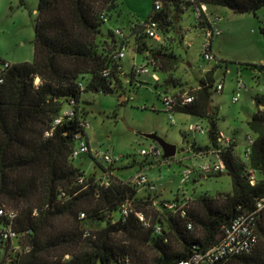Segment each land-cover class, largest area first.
<instances>
[{"label":"trees","instance_id":"1","mask_svg":"<svg viewBox=\"0 0 264 264\" xmlns=\"http://www.w3.org/2000/svg\"><path fill=\"white\" fill-rule=\"evenodd\" d=\"M117 1L39 0L33 61L0 60V210L4 212L0 264H179L217 247L225 228L238 216L254 213L264 198V95L255 96L258 111L248 125L256 139L246 149V161L240 162L234 156L235 139L218 129L210 107L214 88L210 80L187 93L170 94L166 89L163 102L169 113L208 122L210 145L193 143L190 149L198 156L212 154L223 163V173L203 177L229 175L232 194L163 201L155 194L158 188L151 190L154 182L135 181L141 172L122 180L115 174L117 162L104 167L90 150L85 155H91L103 175L87 174L76 166L74 137H86L82 123L87 113L80 110L83 95H110L124 87L120 54L130 35L120 29L104 30ZM195 1L209 9L254 16L264 7V0ZM192 7L190 0H154L148 19L132 26L135 52L146 61L132 70L133 81L146 75L145 66L162 74L175 69L176 57L161 51L164 41L160 49L150 48L146 27L156 21L160 36H166L184 12L193 13ZM195 20L203 32L211 28L208 17ZM252 68L264 73V65ZM158 82L156 87H162ZM169 84L179 85L173 78L165 82L166 88ZM186 95L193 96V102L186 103ZM168 97L173 99L170 109L165 103ZM68 108L75 116L63 117L54 126ZM161 160L167 162L163 156ZM10 232L15 237H5ZM254 233L257 243L250 250L216 264H264V212L256 215Z\"/></svg>","mask_w":264,"mask_h":264},{"label":"rangeland","instance_id":"2","mask_svg":"<svg viewBox=\"0 0 264 264\" xmlns=\"http://www.w3.org/2000/svg\"><path fill=\"white\" fill-rule=\"evenodd\" d=\"M116 3L117 9L108 15L112 18L104 30L120 29L130 35L122 60L124 87L110 95L91 92L83 95L80 110L87 113L86 139L90 154L98 157L104 167L108 166L103 160L105 155L121 157L115 164L116 176L129 180L141 172L155 183L159 189L155 194L163 201H172L177 196L194 199L201 195L232 194V180L227 174L210 179L195 173L187 183H182L183 170L196 165V159L189 151L190 145H210L208 122L193 115L167 112L163 98L166 89L170 94L181 90L187 93L197 89L202 81H212L210 107L216 115L218 129L224 137L235 139L234 156L245 162L248 138L256 139L248 125L258 111L255 96L264 95V74L252 68L264 65V7L256 16L221 8L219 27L222 35L215 37L216 58L211 62L203 58L206 35L196 28L194 14L186 11L181 15L179 26L173 27L166 36L162 35L160 40L164 41L161 51L176 57L175 69L162 74L150 67L151 74L137 76L133 81L132 70L144 66L146 61L135 52L132 26L148 19L154 0H118ZM38 6L39 0H0L1 61L9 64L33 61ZM148 45L157 50L161 42L149 39ZM155 76L162 87H156ZM171 78L179 85L169 84L166 88L165 82ZM240 82L243 84L239 90ZM220 84L224 87L221 93L217 91ZM238 92L239 101L234 103L233 98ZM170 114L176 124L170 122ZM196 123L203 125L205 134L189 130ZM150 134L177 146V155L167 162L151 156L146 160L141 155L142 150L150 151L155 144L146 138ZM90 154L77 159L76 166L87 174L102 176L103 170L96 166ZM149 162L152 164L146 165Z\"/></svg>","mask_w":264,"mask_h":264},{"label":"built area","instance_id":"3","mask_svg":"<svg viewBox=\"0 0 264 264\" xmlns=\"http://www.w3.org/2000/svg\"><path fill=\"white\" fill-rule=\"evenodd\" d=\"M190 3H192L193 7V14L195 19L202 20L204 16L208 17L209 22L211 24V28L207 29L205 33V40H204V53L203 58L206 61H213L214 56L212 54L211 48H212V41L215 37L219 36L221 34L218 24L219 19L217 18H211L209 7L206 4L197 3L195 0H190ZM161 3H156V9L160 10ZM146 35L151 39L161 40V36L158 32V23L156 21H151L146 27ZM125 51L126 49L123 48L121 50L120 57H125ZM6 68L9 67L8 64L5 66ZM142 73L149 75L151 73L150 68H147L146 66L143 67ZM2 77L0 75V83L2 82ZM241 89V85L239 87V90ZM223 90V85L217 86V91L221 92ZM240 98V93L238 92L234 98L233 102L237 103ZM194 97L191 95L185 96V102L191 103L193 102ZM165 103L167 107L170 109L171 105L173 104V99L168 97L165 99ZM75 116V113L72 109H66L62 117L58 118L54 122V126H58L63 117L66 118H73ZM170 122L172 124H176L175 119L173 115L170 114ZM83 127L87 129L88 123L87 120L83 121L82 123ZM190 131L196 132L199 134H205L206 130L201 124H197L194 126H190ZM52 134V131H49L47 133V136H50ZM252 143V140L250 141ZM250 143V144H251ZM90 150L89 143L82 134H76L74 137V150H73V156L75 158H80L81 156L88 153ZM141 155L143 156H151L154 159L161 158L163 156V150L159 145H152L150 148V151L142 150ZM121 157L113 158L108 155H105L103 157V160L107 162L108 164L119 162ZM200 172L202 175L206 174H218L223 173L225 171V166L223 163H209L206 162L205 164L199 165L197 168H185L181 174L182 183H187L195 172ZM136 182L138 183H146L147 177L144 174L137 175ZM151 190L155 191L157 190L156 185L151 186ZM264 212V198L258 202L257 204V210L250 214V215H240L238 216L234 222L225 228V238L222 243H220L217 247L210 249L206 251L205 253L201 254H195L191 259L183 260L179 264H216L223 258L230 256V255H237L242 254L248 250H250L256 243H257V237L254 233V227L256 222V215L259 213ZM3 210H0V215H3ZM10 217L14 218V215H9ZM142 218V217H141ZM143 219V218H142ZM15 233L10 232L9 235H5V237H15Z\"/></svg>","mask_w":264,"mask_h":264},{"label":"crops","instance_id":"4","mask_svg":"<svg viewBox=\"0 0 264 264\" xmlns=\"http://www.w3.org/2000/svg\"><path fill=\"white\" fill-rule=\"evenodd\" d=\"M221 8H210L209 9V12H210V17L211 18H217V19H219L220 18V12H221ZM185 13V12H184ZM183 13V14H184ZM180 20H181V17H180V19H179V22H180ZM179 26V25H178ZM218 28H219V30H220V32H221V34L219 35V36H221L222 35V30H221V28L219 27V24H218ZM177 32V34H179V32L178 31H176ZM185 39V38H184ZM159 41V40H158ZM159 42H161V43H163L162 41H159ZM215 42H216V39L214 38V40L212 41V48H211V51H212V54H213V56H214V58H216V55L214 54V47H215ZM255 71H258L257 69H254ZM261 74H264V73H262V72H260ZM151 74V73H150ZM155 80H159L158 79V77L157 76H155V78H154ZM241 84H243L242 82H240V85ZM240 85H239V87H240ZM223 90H224V87H223ZM222 90V91H223ZM221 91V92H222ZM220 92V93H221ZM256 114V113H255ZM197 124H201V123H196V124H194V125H197ZM193 125V126H194ZM202 125V124H201ZM203 126V125H202ZM229 139V138H228ZM248 141H249V145H250V141H251V139H250V137L248 138ZM193 144V143H192ZM195 144V143H194ZM156 145V144H155ZM197 145V144H196ZM204 146H207V145H204ZM190 151V153H192L191 152V149L189 150ZM246 153V152H245ZM192 156L196 159L195 160V162H196V167H198L199 165H202V164H205L206 162H209V163H218V162H220L219 160H218V158L216 157V156H214V155H212V154H208V155H205V156H198V155H194L193 153H192ZM200 158H202L203 159V161H201V159ZM192 167V168H196V167ZM117 170V169H116ZM195 173H197V174H199V176H203L202 175V173H200V172H195ZM194 173V174H195ZM158 188V187H157ZM159 190V189H158Z\"/></svg>","mask_w":264,"mask_h":264},{"label":"water","instance_id":"5","mask_svg":"<svg viewBox=\"0 0 264 264\" xmlns=\"http://www.w3.org/2000/svg\"><path fill=\"white\" fill-rule=\"evenodd\" d=\"M146 138L157 143L163 150V159L168 160L172 159L177 155L178 148L175 145H172L166 142L164 139L160 138L155 134L146 135Z\"/></svg>","mask_w":264,"mask_h":264}]
</instances>
